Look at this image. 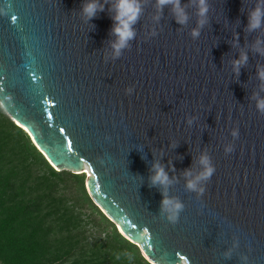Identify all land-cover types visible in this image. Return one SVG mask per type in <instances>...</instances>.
Returning a JSON list of instances; mask_svg holds the SVG:
<instances>
[{"label":"water","instance_id":"95a60500","mask_svg":"<svg viewBox=\"0 0 264 264\" xmlns=\"http://www.w3.org/2000/svg\"><path fill=\"white\" fill-rule=\"evenodd\" d=\"M136 2L117 56V0H0V108L149 264H264V0Z\"/></svg>","mask_w":264,"mask_h":264},{"label":"trees","instance_id":"16d2710c","mask_svg":"<svg viewBox=\"0 0 264 264\" xmlns=\"http://www.w3.org/2000/svg\"><path fill=\"white\" fill-rule=\"evenodd\" d=\"M0 264H149L0 108Z\"/></svg>","mask_w":264,"mask_h":264},{"label":"clouds","instance_id":"9594fccd","mask_svg":"<svg viewBox=\"0 0 264 264\" xmlns=\"http://www.w3.org/2000/svg\"><path fill=\"white\" fill-rule=\"evenodd\" d=\"M173 0H158L159 5H164L166 3H172ZM177 22L184 23L186 17L184 16L182 10L179 8L178 0L174 4ZM206 6L204 5V0H199V14L201 16L206 12ZM97 11V5L95 3H89L83 8V12L87 15L89 19H91L95 12ZM115 16L113 20L115 21V25L112 29L113 34L117 37L116 42L112 45L113 51L115 55H119L120 49L124 48L127 45V42L134 36V32L131 28V25L135 23L138 18L140 7L136 0H117L115 5ZM261 11L257 8L253 13L250 14L249 18V27L256 28L260 25ZM203 20L200 21L203 24ZM198 33L196 31L192 32L193 36H196ZM246 57H242L241 60L234 61V65L238 68L239 64ZM259 75L264 78V72H260ZM257 109L261 112H264V100H260L256 105ZM233 137L237 135L236 131L232 132ZM225 151H231V148L228 147ZM200 164L202 166V171L192 180H189L186 184L187 189L196 190L202 192V188H197V184L199 181L206 180L211 177L214 169L210 164V161L207 156H202L200 158ZM155 167V174L152 176L151 180L153 184H161L166 185L168 181V177L162 168L158 166ZM183 205L177 201L172 199H163L162 200V208L165 212L168 213V219L170 221H175L179 211L182 209Z\"/></svg>","mask_w":264,"mask_h":264}]
</instances>
